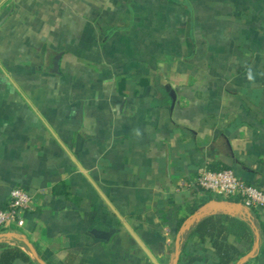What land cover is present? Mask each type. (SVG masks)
I'll list each match as a JSON object with an SVG mask.
<instances>
[{"label":"crops","instance_id":"obj_1","mask_svg":"<svg viewBox=\"0 0 264 264\" xmlns=\"http://www.w3.org/2000/svg\"><path fill=\"white\" fill-rule=\"evenodd\" d=\"M209 167L264 190V0H0V207L33 196L0 244L32 264L23 238L44 264H173L179 240L178 264H214L193 232L224 213L254 236L229 237L232 264L256 229L240 264H264V207L197 215L213 194L190 212Z\"/></svg>","mask_w":264,"mask_h":264},{"label":"trees","instance_id":"obj_2","mask_svg":"<svg viewBox=\"0 0 264 264\" xmlns=\"http://www.w3.org/2000/svg\"><path fill=\"white\" fill-rule=\"evenodd\" d=\"M209 169L220 171L230 168L209 167ZM205 192L206 195L202 198L200 204L190 206L189 210L191 213H194L199 205L213 199L214 195L212 193ZM217 197L218 199H222L220 196ZM229 200L239 201L236 198H230ZM7 205L8 203L1 208H6ZM252 210L256 212L257 208H252ZM261 226L264 229V224ZM193 235H197L202 243H205L207 240L210 241L211 248L216 255L214 264H232L244 255L236 243L229 242L230 236L235 237L237 243L246 241L252 244L254 241L251 226L247 221L224 213L211 215L203 219L194 230ZM0 248L2 249L0 264H14L17 260H23L32 264L30 256L22 248L8 244H0Z\"/></svg>","mask_w":264,"mask_h":264},{"label":"built area","instance_id":"obj_3","mask_svg":"<svg viewBox=\"0 0 264 264\" xmlns=\"http://www.w3.org/2000/svg\"><path fill=\"white\" fill-rule=\"evenodd\" d=\"M197 185L224 200L236 198L239 201L233 202H239L250 209L264 207V190L246 183L232 169L215 171L202 168L198 172ZM32 202L33 196L27 190L19 187L12 189L7 207H0V232L24 227L25 214Z\"/></svg>","mask_w":264,"mask_h":264},{"label":"water","instance_id":"obj_4","mask_svg":"<svg viewBox=\"0 0 264 264\" xmlns=\"http://www.w3.org/2000/svg\"><path fill=\"white\" fill-rule=\"evenodd\" d=\"M218 205V206H221V207H225V208H234V209H238V210H241L243 211V213H247V218H249V220L252 221L251 219V209L248 208V207H245L243 204L239 203V202H233V201H229V200H221V199H216V200H213L207 204H205L196 214L199 215V214H202L203 212L206 211V209L211 206V205ZM128 229L130 230L131 234L134 236V238L140 243V245L148 252V254L152 257L151 253L148 251V249L146 248V246L143 244V242L139 239V237L135 234V232L129 227L127 226ZM254 228L255 227V224H254ZM97 238H100V239H104V240H107V239H110L111 236L113 235V233H115V229H111L109 231H103V230H98V229H95L93 230L92 232ZM256 235H257V242H256V245H255V248L252 250V252H250L249 254L245 255L244 257H242L238 264L240 263H244L246 261H248L251 257H253L255 255V253L257 252V249L259 247V244H260V234L258 232V230L256 229ZM0 237H21L19 236L17 233L15 232H7V233H0ZM23 240L29 245V247L31 248V251H32V254L35 256V258H37V260L41 263V264H44V262H42V260L38 257L35 249L32 247V245L28 242V240H26L25 238H23ZM180 254H181V245H180V242L178 240L177 242V245H176V254H175V258H174V261H173V264H178L179 263V258H180ZM153 258V257H152Z\"/></svg>","mask_w":264,"mask_h":264},{"label":"clouds","instance_id":"obj_5","mask_svg":"<svg viewBox=\"0 0 264 264\" xmlns=\"http://www.w3.org/2000/svg\"><path fill=\"white\" fill-rule=\"evenodd\" d=\"M247 79H248L249 81H251V80L254 79V77H253V73H252L251 69H249V71H248Z\"/></svg>","mask_w":264,"mask_h":264}]
</instances>
